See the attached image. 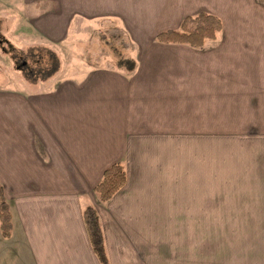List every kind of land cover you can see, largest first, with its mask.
I'll use <instances>...</instances> for the list:
<instances>
[{
    "label": "crops",
    "instance_id": "1",
    "mask_svg": "<svg viewBox=\"0 0 264 264\" xmlns=\"http://www.w3.org/2000/svg\"><path fill=\"white\" fill-rule=\"evenodd\" d=\"M233 1L47 0L54 10L36 23L43 35L57 39L74 18L116 19L133 43L150 35L163 54L71 76L58 66L44 78L12 76L0 88V185L12 221L11 235L0 233V264H100L83 210L116 161L126 183L95 207L109 264H158L160 243L169 246L161 227L222 225L217 204L207 207L233 188L220 185L217 131L264 122V21L248 25L249 16L229 29L223 8L234 17ZM199 11L221 18L216 40L201 49L155 41ZM173 47L198 57H176Z\"/></svg>",
    "mask_w": 264,
    "mask_h": 264
},
{
    "label": "rangeland",
    "instance_id": "2",
    "mask_svg": "<svg viewBox=\"0 0 264 264\" xmlns=\"http://www.w3.org/2000/svg\"><path fill=\"white\" fill-rule=\"evenodd\" d=\"M256 2L233 1L234 17L230 6L223 8L229 29L238 23L246 26L249 16L252 20L248 25L263 24L264 11L258 9ZM50 10H54V5L47 0H0V88L6 86L10 77L23 71L31 78L46 77L54 64L49 51L57 57L60 73L70 76L93 65L118 63L128 57L146 60L163 54L150 35L133 43L116 19L84 22L74 18L69 21L66 33L57 39L55 35H43L36 23ZM257 13L260 14L257 16ZM166 48L170 51L172 47ZM173 51L176 57H198L186 47H173ZM192 65L193 62L186 67L191 69ZM255 115L262 117L252 114ZM223 125L248 127L217 131L221 132L222 139L218 144L222 157L219 169L223 173L220 185L223 189L233 188L229 193L217 195L221 203L208 198L207 207L217 204L223 215L222 225L161 227L160 240L168 237L169 246L160 243L158 264H264V122ZM244 142L248 145H241ZM212 149V146L206 147L207 157L214 155ZM99 205L101 202L95 194L91 205L83 210L85 223L86 218L92 217L98 221ZM209 217L208 221L214 223L215 218Z\"/></svg>",
    "mask_w": 264,
    "mask_h": 264
},
{
    "label": "trees",
    "instance_id": "3",
    "mask_svg": "<svg viewBox=\"0 0 264 264\" xmlns=\"http://www.w3.org/2000/svg\"><path fill=\"white\" fill-rule=\"evenodd\" d=\"M222 27L223 23L220 17L208 11H199L186 15L177 28H169L158 32L155 35V41L164 44H184L194 49H201L206 41L218 38ZM49 52L52 55V59H54V64L47 76L54 73L59 66L57 57L53 52ZM126 63L129 64L128 67L132 66V61L126 60ZM23 74H25V71H23ZM125 183L126 172L124 166L121 162L116 161L104 169L100 181L93 188V192L100 201H108ZM86 224L92 249L100 264H109L97 218H86ZM11 232L12 221L9 204L3 196L0 185V233L2 237L7 238L11 235Z\"/></svg>",
    "mask_w": 264,
    "mask_h": 264
}]
</instances>
